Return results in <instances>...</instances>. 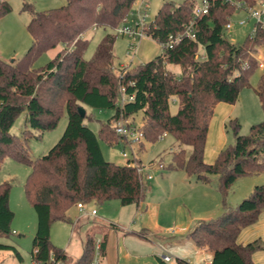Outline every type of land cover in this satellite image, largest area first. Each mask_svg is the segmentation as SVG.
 Listing matches in <instances>:
<instances>
[{
	"label": "trees",
	"instance_id": "trees-1",
	"mask_svg": "<svg viewBox=\"0 0 264 264\" xmlns=\"http://www.w3.org/2000/svg\"><path fill=\"white\" fill-rule=\"evenodd\" d=\"M239 1L255 5L261 0ZM135 2L67 0L64 5L45 10H35L26 3L24 9L32 15L27 25L31 44L18 58L5 60L0 55V164L10 155L31 168L24 186L37 214L32 258L42 264H91L98 259L96 254L105 255L107 230L98 236L97 223L83 238L81 255L72 261L64 248L51 241V227L55 221H71L69 211L78 202L118 199L123 205L142 203L147 190L143 172L131 159L124 164L106 159L100 146V138L109 145L121 143L113 121L121 115L134 117L141 111L145 136L140 147H145V141L155 142L164 132L175 138L176 146L169 152L168 161H159L162 169L181 170L203 182L209 181L212 174L218 176L221 214L199 222L189 233L198 247L213 252L210 264H256L253 254L264 250V240L242 243L238 237L264 212V183L255 185L235 207L228 204L227 196L238 178L264 172V119L253 123L247 134H240L239 121L231 119L234 143L220 149L212 162H206L204 155L216 104L235 103L260 65L253 51L264 48V27L256 22L253 32L236 45L224 34L236 5L230 0H209V12L196 17L195 39L184 37L121 76L114 71L117 35L107 32L93 56L86 59V34L100 26L117 29ZM195 5V0L163 1L148 25L151 37L162 44L171 34L183 31L194 18ZM11 9L7 0H0V17ZM59 46L61 49L49 61L35 66L42 53ZM176 65L180 74L172 69ZM117 70L122 71L120 67ZM122 84L134 99L120 106L117 97ZM256 92L264 111V74ZM174 99L179 106L171 112ZM79 107L86 109L85 116H81ZM88 108L115 111L95 132L85 122L86 118L93 119ZM64 110L68 122L63 134L46 154L33 159L28 139L55 128ZM22 112L25 124L38 135L31 129L20 136L11 132ZM142 161L137 159L139 165ZM149 164H154L153 159ZM11 187L9 181L0 183V250H12L21 259L18 248L3 240L14 233ZM177 264L189 263L177 258Z\"/></svg>",
	"mask_w": 264,
	"mask_h": 264
},
{
	"label": "rangeland",
	"instance_id": "rangeland-1",
	"mask_svg": "<svg viewBox=\"0 0 264 264\" xmlns=\"http://www.w3.org/2000/svg\"><path fill=\"white\" fill-rule=\"evenodd\" d=\"M12 9L0 17V55L5 60L20 57L29 47L32 36L28 30V22L31 19L29 9H24L26 3L32 4L35 10H45L66 4L67 0H7ZM146 1V0H145ZM165 0H147L148 15L147 23H150L159 7ZM182 2L184 0H174ZM141 0H136L131 11L125 20L119 25L135 26L137 7ZM200 4L202 0H195ZM260 3L257 1L255 5ZM249 4V3H248ZM232 26L224 30L225 36L234 44H241L247 35L254 30L255 18L249 16L244 9H236L229 16ZM107 32L116 34L113 45L114 52V71L120 66L135 67L136 65L146 62L162 51L161 44L151 36H145L141 39L131 37L127 33H120L117 29L110 30L104 27H95L90 29L86 38L89 39V45L84 53V57L89 59L95 53L97 45ZM135 41L138 43L134 58L131 61L129 53V43ZM61 46L57 47L60 48ZM61 49V48H60ZM254 55L259 63H264V48L256 47ZM55 53H42L36 60L35 66L39 67L49 61ZM172 69L180 74L178 65L172 66ZM264 74V65L257 66L249 79V85L243 87L238 100L235 103L220 101L215 106L214 115L211 119L209 132L205 149L206 162H212L217 156L220 149L232 145L235 141V134L231 119H237L240 123V134L249 133L250 126L264 119V111L261 106L256 88ZM120 90V88H119ZM119 96V95H118ZM118 101V97H117ZM179 106L177 100H173L170 105L171 112H175ZM114 108H88V114L93 119L86 118L85 122L95 131L98 132L101 122H105L114 113ZM128 123L136 124L139 127L143 125L142 112L139 111L134 117H124ZM25 112H22L11 128V132L21 135L25 129H31L29 124H25ZM115 121V120H114ZM113 121V122H114ZM68 122L67 112L64 110L60 116L55 128L42 133L40 137L32 136L28 139L29 152L33 159L46 154L51 147L59 140L63 134ZM144 141V140H143ZM142 143V142H141ZM100 146L106 159L112 160L119 164L127 162V157L123 156L122 149L131 156L130 147H124L122 143L109 145L100 138ZM176 146L175 138L172 134H166L159 137L155 142L145 141V147L134 145L137 157H140L144 164L151 159L166 162L170 158L171 148ZM209 159V161H208ZM151 167V166H150ZM147 167L143 171L144 181L147 190L142 203L123 205L118 199H111L103 203H89L90 209L95 208L97 214H87L79 212L78 208L73 207L69 212L71 221H55L51 227V241L59 247L65 249L70 261L77 259L83 248V238L89 228L98 224V234L104 232L107 228V237L105 243V255L96 254L98 261L94 258L91 264H162L157 255L167 253L172 256L170 264H177V258H182L189 264H206L210 252H200L194 239L190 236V231L198 224V221H192L189 228L182 230L177 221L173 220V215L164 217L165 206H171L169 210L174 211V206L182 203L181 208L188 211L190 215L196 212L195 207H188V201L192 198L196 201L195 188L197 178L195 176H186L185 173L177 170H167L160 168V165ZM30 166L17 160L16 158L6 155L0 164V183L9 181L12 184L10 191V207L14 211L12 221V233L9 237L4 238L5 242L14 244L21 252L22 259L19 260L12 250H0V264H39L32 258V239L37 228V214L32 204L25 194V180L30 173ZM152 178H148V175ZM180 175L186 176L180 179ZM215 177L216 175H210ZM249 182V189L245 184ZM264 183V172L246 175L238 178L230 189V197L242 196L241 199L232 203L237 204L244 198L248 197L255 185ZM247 190V191H245ZM251 190V191H250ZM246 194V195H245ZM186 202V203H185ZM162 205V209H160ZM161 210V215L158 211ZM222 209L218 213L221 214ZM173 216V217H172ZM202 218H206L204 215ZM203 221L208 219H202ZM77 222L78 226H75ZM116 224L117 228H110ZM158 228L162 230H157ZM172 229V230H171ZM98 253V252H97ZM63 264V263H59Z\"/></svg>",
	"mask_w": 264,
	"mask_h": 264
},
{
	"label": "built area",
	"instance_id": "built-area-1",
	"mask_svg": "<svg viewBox=\"0 0 264 264\" xmlns=\"http://www.w3.org/2000/svg\"><path fill=\"white\" fill-rule=\"evenodd\" d=\"M230 1L236 5L237 9L240 8V9L246 10L249 13V16L255 18L256 21L264 27V0H261L260 3H258L257 5H251V4L246 3L245 1H239V0H230ZM147 9H148V2H146L145 0H141V2L138 4V7H137L135 26H129V25L123 24L118 27V31L120 33H127L131 37H134V38L136 37L139 39L145 36H151L150 33L148 32L149 23H147L146 21V18L148 15ZM208 12H209V0H202L200 4H196L195 9H194V18L184 25L183 31L176 33V34H171L169 38L164 43L161 44L162 48L163 49L172 48L176 43L181 41L184 37L195 39L196 38V29H195L196 17L199 15L208 13ZM231 26H232V22L229 21L226 24V28H230ZM137 46H138V43H136L135 41H131V43H129V53L131 54V61L134 58V54L136 52ZM259 64L260 66L264 65L263 62ZM130 66H131L130 64L129 66L122 65L120 67V69L122 70L120 71V75L122 76L123 72H125L128 68H130ZM131 84H133V82ZM118 95L119 96H118L117 102L120 106H123L125 102L134 99V94L128 93L126 90V86L124 84L120 85V90H119ZM114 126H115V130L117 134L120 135L122 138L121 143L123 144V146L124 147L128 146L131 149V156H130L128 151H126V149L123 148L122 149L123 156L127 157V160L131 159L132 163L138 166L139 171L143 172L147 167L150 166V164L142 163L141 165H139L137 163V159L139 157H137L136 151L134 150V145L137 144L138 146H140L141 142L144 140L145 135H144V131L142 127H139L133 123H128L122 115L117 120L114 121ZM166 134L167 132H164L162 135H160V137H163ZM171 150L173 149L171 148ZM159 165L160 167H162L161 163H159ZM151 177L152 175L149 174L148 178H151ZM77 206L82 213H85L87 211L85 203L78 202ZM90 213L96 214L97 210L93 208L90 210ZM162 256L165 261L169 262L172 260V256L167 253H164ZM96 261H98V259H96ZM39 264H42V263H39Z\"/></svg>",
	"mask_w": 264,
	"mask_h": 264
},
{
	"label": "crops",
	"instance_id": "crops-1",
	"mask_svg": "<svg viewBox=\"0 0 264 264\" xmlns=\"http://www.w3.org/2000/svg\"><path fill=\"white\" fill-rule=\"evenodd\" d=\"M60 48L51 49L48 51V53H51V52L56 53L57 50H59ZM208 161H209V159H208ZM147 163H149V161ZM158 163H159V161H156L154 164H152L150 166L154 167L155 164L158 165ZM160 168H162V167H160ZM177 171H181V170H177ZM181 172L185 173V175L189 176V177L194 176V175H188L184 171H181ZM186 176L180 175V179H184V178H186ZM249 182L250 181H247L245 184L246 189L248 186V191H249V189H252V188H249V186H250ZM195 188H197V190H198V193L196 194V201L193 202L192 198H190L188 201V207H195L194 210L198 211L193 216L190 215L188 213V211H185L183 208H181L182 206L185 205L182 203L175 205L174 211L169 210V208L171 206H165L164 207V209H165L164 217L174 214V217L172 216L174 221H177L178 218H180V220H178L177 222H178L179 228H181L182 230L183 229L186 230L187 228H189V224L192 221H198V223H199V222L203 221L202 219H208L209 220V219L216 217L218 215V213L220 212V210L222 209V197H221L220 191L218 189V176L217 175L215 177L210 176V179L207 182H203V181L197 179V182L195 183ZM245 191H247V190H245ZM241 197H242L241 195L240 196L236 195V196H234L233 200H231L230 192H229V194L227 196V202L230 206H232L231 204L235 203L236 201L241 199ZM75 208H78V206L76 205ZM86 209H87V211L85 213L89 214L91 209L88 207L87 204H86ZM160 209H162V205H160ZM78 210H79V208H78ZM79 212H81V211L79 210ZM158 213H159V215H161V210H159ZM69 215H70V212H69ZM203 215L206 218H202ZM76 226H78L77 222L75 223L74 227L76 228ZM110 228H113V226ZM114 228L119 229L118 226L114 227ZM108 229L109 228H107L106 230H108ZM157 230H162V229L158 228ZM98 236H101V235L99 234ZM256 238H261L264 240V212L261 213L258 221L255 224L247 226V227L242 229V231L239 234L238 240L242 243H246V242H249V241L254 240ZM199 251L205 252V253L210 252V256L206 262V264H210L213 252L210 249H208L207 247L200 248ZM163 254L160 253L159 255H157V258L163 259V256H162ZM253 259H254L256 264H264V250L263 249L256 250L253 254ZM166 262H168V261H166ZM171 262H172V260L169 261L168 263L170 264ZM110 264H111V262H110Z\"/></svg>",
	"mask_w": 264,
	"mask_h": 264
},
{
	"label": "water",
	"instance_id": "water-1",
	"mask_svg": "<svg viewBox=\"0 0 264 264\" xmlns=\"http://www.w3.org/2000/svg\"><path fill=\"white\" fill-rule=\"evenodd\" d=\"M78 109H79V112H80L81 116H85L86 109L84 107H79Z\"/></svg>",
	"mask_w": 264,
	"mask_h": 264
}]
</instances>
